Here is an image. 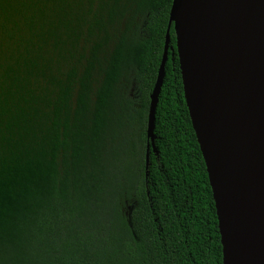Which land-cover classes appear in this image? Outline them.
I'll list each match as a JSON object with an SVG mask.
<instances>
[{
	"label": "trees",
	"instance_id": "trees-1",
	"mask_svg": "<svg viewBox=\"0 0 264 264\" xmlns=\"http://www.w3.org/2000/svg\"><path fill=\"white\" fill-rule=\"evenodd\" d=\"M173 1L0 0V264H224Z\"/></svg>",
	"mask_w": 264,
	"mask_h": 264
},
{
	"label": "water",
	"instance_id": "water-1",
	"mask_svg": "<svg viewBox=\"0 0 264 264\" xmlns=\"http://www.w3.org/2000/svg\"><path fill=\"white\" fill-rule=\"evenodd\" d=\"M173 24L185 98L216 203L223 262L264 264V0L173 1L149 107L154 151Z\"/></svg>",
	"mask_w": 264,
	"mask_h": 264
}]
</instances>
